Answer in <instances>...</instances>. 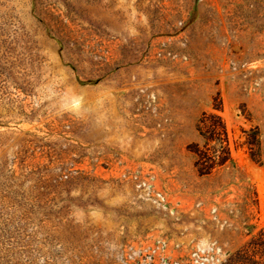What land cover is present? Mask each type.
Here are the masks:
<instances>
[{
    "label": "rangeland",
    "instance_id": "374dc122",
    "mask_svg": "<svg viewBox=\"0 0 264 264\" xmlns=\"http://www.w3.org/2000/svg\"><path fill=\"white\" fill-rule=\"evenodd\" d=\"M262 228L264 0H0V264H221Z\"/></svg>",
    "mask_w": 264,
    "mask_h": 264
},
{
    "label": "trees",
    "instance_id": "16d2710c",
    "mask_svg": "<svg viewBox=\"0 0 264 264\" xmlns=\"http://www.w3.org/2000/svg\"><path fill=\"white\" fill-rule=\"evenodd\" d=\"M197 129L205 145L201 148L197 143H191L187 149L195 156L194 166L197 172L200 175H207L226 165L230 160L226 129L222 118L212 112H204L201 115ZM221 264H264V228L233 251L226 262Z\"/></svg>",
    "mask_w": 264,
    "mask_h": 264
}]
</instances>
